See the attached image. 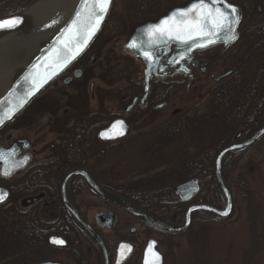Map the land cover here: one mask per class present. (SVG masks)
Listing matches in <instances>:
<instances>
[{
  "label": "flooded vegetation",
  "instance_id": "obj_1",
  "mask_svg": "<svg viewBox=\"0 0 264 264\" xmlns=\"http://www.w3.org/2000/svg\"><path fill=\"white\" fill-rule=\"evenodd\" d=\"M227 1L240 10L237 39L227 46L218 44L195 51L198 63L189 61L185 65L187 75L168 67L164 61L172 57V47L168 55L159 56L167 70L164 77L159 68L152 74L147 96L145 64L124 48L131 33L147 20L135 24L131 21L135 12L125 7L118 10L116 4L105 34H101L88 53L0 133V153L4 154V159H0V173L4 165L30 155L25 168L8 177L0 174V189L9 193L8 201L0 208L10 204L19 206L29 213L31 228L35 221L43 226L53 225L46 250L41 253L45 258L38 263L103 264L100 247L65 207L62 189L67 186L65 180L69 174H83L71 177L70 198L80 216L104 239L111 264H115L116 251L123 242L134 246V252L124 264H134L146 247L148 239L144 236L154 231L100 197L86 177L104 190L147 210L142 205L146 200L142 188L148 185L116 186L117 164L131 167L137 160L133 155L139 150L144 151L145 159L151 156L146 159L149 164H162L165 159L162 150H152L151 146L162 139L175 140L179 127L193 126L209 114L208 123L215 131L229 134L230 144L239 134H242L239 140L247 139L264 122V0ZM128 59L138 67L132 68ZM210 84L213 88L208 102L195 106L199 103L194 102L196 97L204 98L203 93L197 95L198 90ZM117 121L128 125L130 132L121 139L103 141L100 133ZM214 124H219V128ZM220 150L206 151V158L199 162L193 156L186 161L182 159L181 170L186 166L204 170L210 167L214 157L213 167ZM152 157L155 158L152 160ZM21 179L30 184L27 191L19 187ZM28 199L30 203L24 207L23 202ZM201 201L202 198L190 203L181 201L179 210ZM148 212L161 218L156 211ZM5 217L12 219L9 215ZM179 219L176 215L171 221ZM111 222L114 223L110 226ZM52 237L63 239L66 246L52 245Z\"/></svg>",
  "mask_w": 264,
  "mask_h": 264
},
{
  "label": "water",
  "instance_id": "obj_2",
  "mask_svg": "<svg viewBox=\"0 0 264 264\" xmlns=\"http://www.w3.org/2000/svg\"><path fill=\"white\" fill-rule=\"evenodd\" d=\"M117 0H110L107 12L104 14L103 20L100 22L98 28L94 32V34L88 38L87 44L82 48V50L68 60L66 64H63L61 67H55V56L56 52L60 51L61 56H73V51L75 50L76 44L79 43V39L73 40L70 34L65 33V29L71 24L72 20L76 17V13L81 10L82 0H77L76 5L72 12L68 15L67 12L64 10L54 16L45 19V17H40L39 19H32L29 15L28 11H24L21 14L16 16H12L9 18L0 19V21L8 20L11 18H19L20 22L17 23L14 27L11 28H0V41L7 38L12 37H22L26 38L24 40H29L30 37H43L48 36L49 39L46 43L38 50V52L31 58L29 63L25 66V68L13 77L10 83L6 84L0 89V114L6 113L9 109L15 107L20 103L21 100L24 99L25 93L29 90L32 85V78L30 77L29 80H25V77L28 76L30 72H32L35 78L40 81L43 80L44 82L42 85L34 91V93L27 97L26 102L23 103L22 107H19L18 110L14 111L11 114V118H7L5 116L4 122L0 123V132H2L6 127L15 123V121L21 117L34 103L36 99H38L48 88H50L54 82H56L62 75H64L68 70H70L74 65H76L82 57H84L88 51L92 48L94 43L97 41L98 37L101 35L102 31L104 30ZM196 0H192L184 6L176 7L166 13L164 16L160 17L157 20H152L146 22L145 24L137 27L130 35L129 40L124 47L126 50L133 53L136 57L141 59L145 64V83H146V93L148 95L151 77L152 74L159 68L160 71L163 73L161 77H164L165 71L167 70L166 66H162V58L159 56L168 55L172 47H174L173 55L170 59L164 60L168 63V67L174 69L176 68L178 72H182L187 75L189 72L185 68V65L189 61H194L195 63L198 61L194 58V52L197 50H202L208 48L213 45L224 44L230 45L234 41L230 43H225L224 39L226 38L225 33H220L218 37H212L215 39L216 42L210 44L206 47H198V44L203 43L207 37H200L197 35H193L192 40H189L187 43L182 42L181 40L176 39H168L167 43H160L154 42L158 40L157 35H152L149 33L148 29L151 25H157L166 17L170 16V14L177 10V9H185L192 5ZM209 5L211 6V0H207ZM227 5H231L228 3L227 0H220V2L216 5V7H222L224 11L231 12V8L227 7ZM37 6V5H36ZM234 6V5H232ZM237 9V15L239 16V23L235 25V33L237 35L238 26L241 20L240 10ZM34 8V7H33ZM211 27V25H209ZM186 38V37H185ZM62 41H67L69 43V47L72 48L73 51H69L67 48L64 47V43ZM135 42L137 45L136 48H130L129 44ZM148 52L150 55L153 56L154 62L149 65V61L145 58L144 53ZM183 56V59H181ZM33 65H37L34 69ZM46 65H50L46 67ZM118 122V121H117ZM123 122V121H122ZM116 125L113 128V125ZM112 124L108 129L102 131L101 133H108L109 138L101 136L100 138L103 141H115L125 137L130 131L129 126L126 125L124 122L121 124H117L116 122ZM122 133V134H117ZM239 134L237 140L232 143L231 145L226 146L223 148L217 155L215 162H214V172L213 177L215 180V185L217 190L220 193L223 205L221 208L215 207L214 205L207 204V203H196L192 204L187 207L184 213V219L181 223H168L164 222L155 216L151 215L146 210L140 208L136 204L132 203L131 201L115 194L104 190L103 188L99 187L94 181L90 178H87L88 183L100 197L106 199L107 201L113 203L115 206L124 209L125 211L129 212L132 216L138 219L142 224L146 227L152 229L153 231L163 234V235H171V236H178L185 234L188 232L193 224L194 216L197 214H208L219 221H226L229 220L235 210V200L234 195L229 188L225 178H224V165L227 158L238 152H243L246 150L251 149L253 146L257 145L264 139V122L259 127V129L253 133L249 138L245 140H239ZM27 149V146L25 147ZM28 159L26 162L22 164L20 167H16L13 171V175L16 171L23 169L26 167L28 162L30 161V155L26 156ZM19 158V160L14 161L11 165L10 162L7 165L2 167V172L6 167H11L16 162H20V160L24 161L26 158ZM21 161V162H22ZM10 165V166H9ZM76 175H83L82 173H71L65 180V185L63 187V193L65 198V207L67 211L70 213L74 221L96 242V244L100 247L102 254H103V264H111L110 254L106 243L102 236L97 233V231L87 222L85 221L80 214L77 212L71 198H70V190H69V181L71 177ZM4 176V175H3ZM10 176V175H8ZM7 176V177H8ZM86 176V175H85ZM200 183L201 180L194 179L191 180L183 185H180L176 188V194L180 197V200L185 203L191 202L200 192ZM0 192H7L4 189H0ZM9 193L7 198L0 202V206L5 204L8 201ZM30 203V199L23 202V206L26 207ZM226 213V214H225ZM109 224L110 226L112 225ZM63 240L59 237H52L50 239V243L56 246H66V242L64 244H55L53 240ZM122 246H124L122 248ZM130 247V251H129ZM134 252V246L131 243H120L118 249L116 251L117 256L115 260V264H124ZM165 257L159 251L158 241L155 238L149 239L147 245L143 252L142 262L141 264H164ZM39 264H62L60 262H42Z\"/></svg>",
  "mask_w": 264,
  "mask_h": 264
},
{
  "label": "rangeland",
  "instance_id": "obj_3",
  "mask_svg": "<svg viewBox=\"0 0 264 264\" xmlns=\"http://www.w3.org/2000/svg\"><path fill=\"white\" fill-rule=\"evenodd\" d=\"M42 1L44 0H7V6L3 7V10L7 13L14 10L28 11ZM147 1L153 2L154 0ZM155 1H158V4L156 6L151 5V7L153 6L151 9L154 13L158 14V16L173 7L170 6L172 5L170 0ZM123 7H126L123 1L118 0L117 9L122 10ZM152 11L151 13H153ZM128 61H130L129 63L132 68L136 67L137 64L135 62L131 59H128ZM211 88H213V86L210 84L203 86V88H201L202 91L200 89L198 90L197 95L203 93L204 98L198 100L196 97L194 102L199 103H196L195 106H203L208 102ZM207 117L210 118V114L201 117V120L205 122L204 124L208 125L209 120ZM213 131L215 132V134L211 136L213 139H209L213 141L211 150L217 151L230 145V139L228 138L229 134L223 133L221 130H218V132L213 129ZM162 135L164 136V133ZM175 142H173V140L162 139V141H158V144L156 143L157 145L154 144L151 146L152 150H162V155L165 157L162 164L160 162L149 164V159H146L151 156H147L145 159L143 156L144 151L140 150L133 155V158L137 160L131 167H126L124 163L117 164L116 166H118L119 169L116 170L114 174L116 186L122 187L124 184L141 183L147 184L149 188L154 189L162 183H170L173 190L177 185L192 179L193 177L183 178L176 175L181 171V160L185 159L186 161L187 158H191L192 156L195 161L199 162L204 160L206 158L205 153L208 149H206V151L189 149L185 145H180ZM147 147L148 146L144 147L143 150ZM251 149L255 150L251 152L252 156L250 158H244L245 154L236 157L235 163L231 169V177L234 180L242 177L246 179L253 188V192L256 194V198L259 202L260 224H264V141L253 146ZM154 158L155 157H152L151 159L153 160ZM216 192L217 191H214V193H212V198L210 200L222 207L223 202L219 199V196L216 195ZM233 194L235 195L234 197L237 203L235 202L234 215L229 220L208 222L207 218L198 216L195 219V224L201 221H206L208 223L202 228L196 225V231L193 235L186 233L179 236H162L147 232L144 238L146 240L149 238H156L159 241L160 250L165 255V264H246L248 262L247 256L250 252L253 236L252 225L254 220L252 217H254V215L250 216V210H252V206L255 205V203L250 196H245L240 190L234 191ZM216 196H218V198ZM156 212L157 215L163 219H172L176 215L180 218V221H182L183 218V210L179 211L173 207L165 211L157 209ZM140 230L142 229L140 228ZM261 241L263 242L264 239L261 238ZM257 243H260V241L257 240ZM32 255L30 264L38 263L45 258V256L42 257V254L37 256V254L34 253ZM141 260L142 256L139 255L136 257L135 263L134 261L133 263L141 264Z\"/></svg>",
  "mask_w": 264,
  "mask_h": 264
},
{
  "label": "trees",
  "instance_id": "obj_4",
  "mask_svg": "<svg viewBox=\"0 0 264 264\" xmlns=\"http://www.w3.org/2000/svg\"><path fill=\"white\" fill-rule=\"evenodd\" d=\"M125 4V9L130 12H135L134 18L131 17V21L135 24L141 23L143 21L149 20L152 17H158V14L152 11L151 5H157L158 1L148 2L147 0H122ZM190 0H170L171 7L182 5ZM7 0H0V18L14 16L21 13L23 10H14L12 12H4L3 7L6 5ZM29 5V4H28ZM151 11L153 13H151ZM155 11V10H154ZM160 14V13H159ZM160 16V15H159ZM112 22V20H111ZM111 25V23L109 24ZM108 28V27H107ZM106 32V30H105ZM104 32V34H105ZM104 37V35H103ZM205 122L200 120L198 123L191 125H182L179 127L178 136L173 142L185 145L189 149L207 151L211 150L213 141L209 139L215 132L211 124H204ZM216 129L219 128V124H214ZM248 127H255L254 125H247ZM212 130V131H211ZM256 149V148H255ZM251 149L248 152L234 154L229 157L224 171V176L226 182L228 183L231 190L234 192L236 190L242 191L245 196H250L253 199L255 205L252 206L250 210V216L254 215L253 228H252V242L250 246V252L247 256L248 262L246 264H264V224H260L261 219L259 217V202L256 198V194L253 192V188L250 186L248 181L244 178H238L234 180L231 177V169L235 163L236 157L245 154L246 159L252 156ZM214 157L211 158L210 167L202 170L200 168H189L186 166L181 170L178 176L183 178H203L204 183L199 195L204 202H211L212 193L217 191L213 179L212 163ZM204 164V163H201ZM161 181V180H160ZM30 184L26 179L24 181L21 179L19 182V187L21 190L27 191V187ZM145 192L146 200L142 203L143 207L150 212H155L157 209L165 211L169 207H174L179 210L181 203L175 198L171 184L162 183L151 189L147 186L146 189L142 188ZM216 195L219 196L218 192ZM218 196H216L218 198ZM235 196V195H234ZM220 199V197H219ZM236 202V198H235ZM237 203V202H236ZM249 207V206H248ZM5 215H9L12 219H7ZM30 215L26 211H22L19 206L10 204L4 208H0V264H29L32 260L31 255L37 254L39 256L47 247V238L53 232V225L43 226L39 221H35L31 228V221L29 220ZM207 218L208 222H220L215 221L209 216H204ZM171 222L170 219H164ZM208 222L201 221L198 224H193L191 230L188 232L191 235L195 233V226L199 225L201 228ZM46 228V229H45ZM72 240V238L70 239ZM257 240L260 243H257ZM30 246V255H29ZM33 257V255H32ZM244 264V263H243Z\"/></svg>",
  "mask_w": 264,
  "mask_h": 264
},
{
  "label": "snow or ice",
  "instance_id": "obj_5",
  "mask_svg": "<svg viewBox=\"0 0 264 264\" xmlns=\"http://www.w3.org/2000/svg\"><path fill=\"white\" fill-rule=\"evenodd\" d=\"M110 0H82L81 10L76 13V17L72 20L71 24L65 29L66 34H70L73 40L79 39V43L76 44L75 50L69 47L67 41H62L64 47L69 51H73V56H61L60 51L56 52L55 56V67L59 68L63 64H66L69 59L74 58L82 48L87 44L88 38H90L100 22L104 18V14L107 12ZM220 0H211V6L207 0H196L192 5L185 9H177L173 11L170 16L166 17L157 25L149 26V33L157 35L158 40L154 42L167 43L168 39L181 40L187 43L192 40L193 35L200 37H207L203 43L198 44V47H206L216 42L212 37H218L220 33H225V43H230L237 39L235 33V25L239 23V16L237 15V9L232 5H227L231 8V12H226L222 7H216ZM19 18H11L8 20L0 21V28H11L19 23ZM211 25V27H209ZM186 37V38H185ZM130 48H136L135 42L129 44ZM145 58L149 61V65L154 62L153 56L148 52L144 53ZM183 59V56H181ZM50 65H46L49 67ZM37 65H33L35 69ZM32 78V85L29 90L25 93L24 99L20 101L18 105L9 109L6 113L0 114V123L4 122L5 116L11 118V114L18 110L19 107L23 106L26 102L27 97L31 96L44 82L43 80L38 81L34 74L30 72L25 80ZM122 125V121L116 122ZM116 125H113L115 128ZM122 134V133H117ZM101 136L109 138L108 133H101ZM0 159H4V154L0 153ZM27 157L22 162H16L11 167H6L2 173L4 176L12 174V171L16 167L22 166L27 161ZM8 196L7 192H0V202H3ZM226 214V213H225ZM55 244H64L63 240H53ZM124 246H122L123 248ZM130 251V247H129Z\"/></svg>",
  "mask_w": 264,
  "mask_h": 264
},
{
  "label": "bare ground",
  "instance_id": "obj_6",
  "mask_svg": "<svg viewBox=\"0 0 264 264\" xmlns=\"http://www.w3.org/2000/svg\"><path fill=\"white\" fill-rule=\"evenodd\" d=\"M77 0H44L32 8L28 15L32 19H45L62 12L69 15ZM51 37V36H50ZM49 35L43 37H12L0 41V89L10 83L17 72L23 70L31 58L48 41Z\"/></svg>",
  "mask_w": 264,
  "mask_h": 264
}]
</instances>
